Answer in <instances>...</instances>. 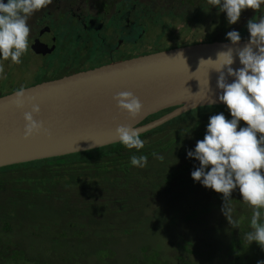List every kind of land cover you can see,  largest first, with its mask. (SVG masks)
Instances as JSON below:
<instances>
[{
	"label": "trees",
	"instance_id": "16d2710c",
	"mask_svg": "<svg viewBox=\"0 0 264 264\" xmlns=\"http://www.w3.org/2000/svg\"><path fill=\"white\" fill-rule=\"evenodd\" d=\"M217 35H213L214 37L208 39V42L212 43L223 39L219 38L223 37V34ZM11 92L14 91L11 90L5 94L0 91V97ZM217 108L207 109L217 110ZM174 109L171 108L153 115L144 124L158 119ZM214 115L212 114V116ZM207 117V114H204L201 120L189 122L190 125L185 127V129H189V135L185 136V140L173 135L170 143L160 141L153 144L149 142L151 144L149 145L144 142V147L139 151L129 150L124 145L117 144L89 152L0 168V264H68L71 258L80 254L72 251L75 247H82L90 243L91 239L87 237V234H93L99 227L105 229L106 235L109 234V236L118 231L113 230L114 226L111 224L110 214L113 212L128 215V213H133L134 209H141L140 205L143 203L146 205L152 201L150 204L156 205L155 200L159 198L163 201L162 206H164L165 193L168 189L199 183L194 181L191 176V173L200 166L198 165L199 161L190 158V162L184 164L182 156L189 150H195L196 142L203 140L206 130L201 134H191V132L195 129L194 123L208 125ZM240 122L243 125L241 127H246L243 121ZM171 123L162 126L165 129L160 127L141 135V139L143 136L148 137L163 131H171L169 130ZM196 127L201 128L200 126ZM182 128L179 126L177 129ZM174 129L171 133L176 134L178 130ZM188 136L191 138L187 139ZM180 139H183L185 144L179 148V155L176 157L175 163L168 164L167 157H163L161 160L152 155V153L159 155L160 152L168 150L170 145L180 142ZM146 146L149 148L145 149ZM132 155H145L148 157V161L157 159L159 161V164L155 166L157 169L149 167L148 170H145L132 166L130 163ZM150 179L154 181L151 182ZM62 182L67 184L66 189L59 185ZM81 190L87 192V196L78 195ZM146 191H150V194H147ZM208 193L216 194L211 189ZM70 195L73 196L70 197ZM230 198L232 203H238L240 201L233 199L241 197L231 195ZM93 199H96V203L91 202ZM86 200L89 201L86 202ZM182 201L183 198L180 197L176 202L173 201L172 206L174 207L177 202ZM135 202L141 204H135ZM92 203L93 205H91ZM80 204H87V206L80 209ZM114 205L116 208H113ZM177 207L182 210L178 217L188 209L186 205ZM155 213L154 222L160 221L165 224L161 220L167 218L162 214L158 216L157 211ZM199 217L201 218V216ZM139 218L148 221L140 215ZM82 219L87 222L80 223ZM102 220L106 222L104 227L100 226ZM125 221L128 222L127 219ZM135 222L131 221L129 225L119 224L117 227L122 230H125L124 228L132 230ZM237 229L235 232H230L231 239L235 240ZM84 237L86 240L82 239ZM31 240L42 242L45 247H49L48 250L30 246L26 249L27 242ZM170 248L171 256L167 257L177 261L178 264H199L198 258L201 255L198 251L200 249L187 236L182 235L179 241L170 244ZM35 249L40 251L38 255L35 254ZM221 249L219 247V250ZM45 252H47L46 255H44ZM82 255L80 256L82 257ZM82 259L84 261L83 257ZM210 261L209 264H224L225 262L228 264V260L214 253H212ZM163 263L169 264L168 260ZM230 264H234V260Z\"/></svg>",
	"mask_w": 264,
	"mask_h": 264
},
{
	"label": "water",
	"instance_id": "95a60500",
	"mask_svg": "<svg viewBox=\"0 0 264 264\" xmlns=\"http://www.w3.org/2000/svg\"><path fill=\"white\" fill-rule=\"evenodd\" d=\"M7 4V0H2ZM231 41L200 43L133 58L98 67L57 81L25 88L26 96L35 97L40 114L51 139L37 135L23 139V113L30 111L27 103L17 110L14 93L0 97V168L56 157L89 152L121 144L115 137L119 125H132L140 136L160 128L187 112L203 107H226L218 100V64L201 63L215 60L217 54L233 48V69L242 67ZM225 76L228 83L233 77ZM129 91L140 99L143 113L132 120L116 107L113 97ZM173 111L151 122H144L162 111ZM162 132L150 138L154 143L167 136Z\"/></svg>",
	"mask_w": 264,
	"mask_h": 264
},
{
	"label": "clouds",
	"instance_id": "9594fccd",
	"mask_svg": "<svg viewBox=\"0 0 264 264\" xmlns=\"http://www.w3.org/2000/svg\"><path fill=\"white\" fill-rule=\"evenodd\" d=\"M51 3L52 0H7L5 4L0 0V61L22 62L21 57L29 49L27 21ZM208 3L226 13L231 25L239 21L242 10H258L264 0H208ZM247 29L250 39L236 51L242 67L235 70L232 67L233 48L219 52L215 60L200 61V64H218L214 68L219 73L217 87L222 92L218 100L226 105L232 119H226L223 113L211 116L203 140L197 141L195 150H189L187 156L199 161L200 165L191 173L192 179L222 194L221 212L233 228H239V222L234 218L230 197L239 189L243 202L252 209L250 230L244 234V239L249 245L256 242L264 250V15L258 21L255 17L250 20ZM226 38L233 45L241 41L240 33L234 30L228 32ZM225 69L227 76L234 78L231 83L227 82ZM3 73L4 65L0 63V74ZM26 91L23 86L16 89L12 101L17 110H23L26 101L31 106L30 111L23 113V139L27 141L41 134L51 139L44 122L35 118L40 114V106L35 103V97L26 96ZM113 100L119 111L132 120L143 113L142 102L132 92H119ZM240 121L246 127L238 130ZM115 137L129 150L139 151L144 147L139 129L132 125L117 126ZM152 155L163 159L156 153ZM130 163L144 168L148 157L132 155ZM257 264H264V261H257Z\"/></svg>",
	"mask_w": 264,
	"mask_h": 264
},
{
	"label": "rangeland",
	"instance_id": "374dc122",
	"mask_svg": "<svg viewBox=\"0 0 264 264\" xmlns=\"http://www.w3.org/2000/svg\"><path fill=\"white\" fill-rule=\"evenodd\" d=\"M163 5H165V3H163ZM176 6H178L177 3ZM190 9L191 11H188L187 13H181V10L177 9L174 12L176 14L175 17L170 16L169 18H160L161 23L157 28L159 30L158 34L154 33V30L153 34H151V37L149 38L150 42L153 43L152 48L154 51L169 48L170 46L177 44H191L195 42L211 43L208 42V39L217 34L224 33V30L219 29L222 25V21H224V18L221 17V15L214 12H206L205 10L202 11L201 8L197 9L198 12H193L192 10H194V8L192 7ZM199 10H201V12H199ZM250 11L251 9L242 10L240 19L236 24L230 25L227 23L228 26L232 28L230 31H235L236 28L240 26L244 16H247ZM162 22L164 24H162ZM247 24L248 23H246V25ZM163 25H167L165 29H163ZM168 27L169 30H167ZM227 30L228 28L226 31ZM249 34L248 30L247 34L244 33V31H241V40H244V38ZM30 57L31 54L25 53L21 57L22 62L19 64H13L11 60L0 61V63H3L4 65V73L0 74V91H2V93L5 94L13 90L14 87L22 86L28 83L29 74L23 72L21 68V70H16V68L20 66V64H23V60L25 58ZM20 73L23 74L22 77L19 76ZM13 84L16 86H12L13 88H10L11 90L8 89V87ZM203 108L187 112L186 114L172 120L169 130L174 131V128H176V131L178 130V132L174 134L169 131L167 136L157 142L161 141L162 143H170L169 141L172 139L171 137L173 135H177V137L184 139L189 131V129H185V127L190 125L189 122L201 120L204 114H207V119H210L212 114L216 115L219 113H223L228 120L232 119L230 111L227 107H218L219 109L217 108V110L207 109L210 107ZM179 126L183 128L180 130L177 129ZM194 126L195 129L191 132V134L203 133L207 129L208 125L203 126L201 123H194ZM196 126H200L201 128ZM241 126H243L242 123L238 127V130ZM170 133L171 136H169ZM158 134L148 137L143 136L142 140L149 143V139L156 137ZM190 138V136L187 137V139ZM183 139H180V142L170 145L168 150L160 152L157 156L167 157L168 164L175 163V160H177L176 157L179 155V148L185 144V139ZM150 143L149 145H151ZM153 144H156V142ZM146 148L149 147L146 146L145 149ZM182 157V162L184 164L190 162L191 160L188 158L187 154ZM157 164H159V161L157 159H152L148 161L147 166L143 169L148 170L149 167L157 169V167H155ZM150 181L152 182L154 180L150 179ZM59 185L64 189L68 187L64 182ZM209 190L210 189L208 188H204L201 183L183 185L180 188H174L171 190L168 189L166 191L164 206H162L163 201L159 198L158 200H155L156 205L150 204L152 201L146 205H144V203L141 204L139 202H135V204H141L140 207L143 211L140 208L136 210L134 209L133 213H128L129 216L123 213L113 212L110 214L111 224L114 226L113 230L118 231H115V233L111 231L113 234H110L109 236V234L106 235L105 229L99 227L93 232V234H87V237L91 239L90 243L82 247H75L72 251L80 254L79 256L76 254L75 258H71V256L68 264H146V261L147 264H164L163 262L167 260L169 264H178L177 261H174L172 258L167 256H171L170 244L179 241L182 235L187 236L189 240L194 241L196 243V247L200 249V251H198L201 255L198 258L199 264H209V262H211L210 258L212 253L228 260V264H230L232 260H234V264H257V261H264V250H262L256 242H252L249 245V243L244 239V234L250 230L249 223L252 209L247 203L243 202L239 189L237 188L231 193L232 196L241 197V200L233 199L240 202L232 203V206L235 209L233 214L234 218L240 223V227H242L237 229L235 233V240L231 239L230 232H235L236 228L229 225L227 219L221 212L223 205L222 195L218 193L210 195L208 193ZM146 193L150 194V191H146ZM80 194L87 196V192L82 190L78 192V195ZM72 196L73 195H70V197ZM180 197L183 198V201L177 202L176 205H186L188 209L183 213V215L178 217V214L182 213V210L176 205L174 207L172 205L173 201L176 202ZM88 201L89 200H86V202ZM91 202L96 203V199L91 200ZM93 203L91 205H93ZM87 204H80L79 208L84 209ZM157 207L162 209H158ZM113 208H116V205H114ZM155 211L158 212V216L162 214L167 218H163L161 220L165 222V224L160 221L156 223L154 222V216L156 215ZM139 215L148 221L140 218L138 219ZM199 216H201V218ZM126 219L128 222L130 221L129 223H131V221H136L132 226V230H126V228H124L125 230H122L117 227L119 224L129 225V223L125 221ZM169 220L171 221V224ZM86 222L87 220L85 219L80 221V223ZM105 225L106 222L104 220L100 221V226L104 227ZM85 238L86 237L82 239L86 240ZM28 246L36 249L46 248L48 250L49 248L45 247L42 242L39 243V241L35 240L28 241L26 249H28ZM219 247L222 249L219 250ZM144 249H146V251H143ZM74 252L72 253L75 254ZM39 253L40 251H35L36 255ZM83 253H85V255H82ZM46 254L47 252H45L44 255ZM80 255H82L84 261ZM162 255H164V257H162ZM224 264L227 263L225 262Z\"/></svg>",
	"mask_w": 264,
	"mask_h": 264
},
{
	"label": "flooded vegetation",
	"instance_id": "af4514ba",
	"mask_svg": "<svg viewBox=\"0 0 264 264\" xmlns=\"http://www.w3.org/2000/svg\"><path fill=\"white\" fill-rule=\"evenodd\" d=\"M191 7L193 12L201 8L221 15L224 21L219 29L224 33L219 38L226 39L232 29L227 24V15L210 5L208 0H52L50 5L31 15L27 21L30 34L26 53L31 57L25 58L16 70L21 68L28 73L29 80L21 85L29 88L113 63L205 43L177 44L155 51L152 48L149 38L154 30L158 34L160 18L175 17L177 9L187 13ZM262 15L264 4L244 16L235 31L246 33V23L254 17L258 21ZM166 26L163 25V29ZM249 39L250 34L244 38ZM22 75L19 74L20 77ZM12 86L16 85L8 89ZM22 86L14 87L12 91Z\"/></svg>",
	"mask_w": 264,
	"mask_h": 264
}]
</instances>
